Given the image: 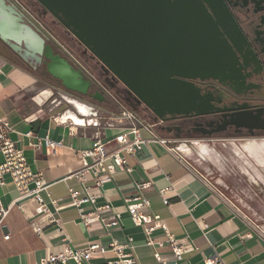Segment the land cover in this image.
Listing matches in <instances>:
<instances>
[{"label": "crops", "instance_id": "obj_1", "mask_svg": "<svg viewBox=\"0 0 264 264\" xmlns=\"http://www.w3.org/2000/svg\"><path fill=\"white\" fill-rule=\"evenodd\" d=\"M22 71L0 54V118L11 126V139L24 151L32 172L41 173L48 184L47 191L40 194L48 211L38 215L39 205L33 198L19 200L11 177L5 176L0 201L3 207L11 209L0 226V264H38L51 254H59L65 240L77 249L96 243L108 248L115 240L134 264H207L214 260L221 264H264V229L251 226L218 193L196 168L188 148L177 147L176 154H172L150 145L130 157L133 174L120 172L102 189L93 188L91 194L97 197L96 204L83 206V214L89 215L109 205L110 209L100 210L99 216L112 222L119 215V226L107 228L103 221H97L86 227L73 206L69 190L79 193L80 198L86 196L74 174L83 167L80 153L92 148L99 133L109 141L108 152L119 148L112 141V131L104 130L107 124L116 125L111 118L118 114V108L115 105L116 110L104 114L106 106L90 104L72 93L62 97V106L53 103L45 107L52 96L41 103L37 97L42 93L32 97L29 105L20 91L25 83ZM72 100L83 105L87 114L80 113ZM69 112L76 114L83 124L64 121ZM29 133L32 135L27 136ZM46 137L61 143L56 154L45 147L37 150L32 146ZM238 142L243 144L234 151L235 157L244 166L259 169L253 175L264 185V138ZM198 148L202 155L210 153L206 145L199 144ZM145 183L150 187L142 193L151 202L145 213L159 216L178 244L191 249L183 260L174 256L163 229L152 233L149 244L145 228L135 226L127 212L124 198L134 196L137 185ZM161 191H166L169 206L163 204ZM117 260V254L108 249L93 254L89 264H112Z\"/></svg>", "mask_w": 264, "mask_h": 264}, {"label": "water", "instance_id": "obj_2", "mask_svg": "<svg viewBox=\"0 0 264 264\" xmlns=\"http://www.w3.org/2000/svg\"><path fill=\"white\" fill-rule=\"evenodd\" d=\"M36 1L101 64L105 74L113 75L138 105L154 115L156 123L167 117L233 109L216 108L214 104L221 101L203 94L194 81L215 80L237 95L245 88L241 65H247L246 40L222 0ZM255 13L263 14V25L264 10ZM50 39L15 5L0 0L4 45L34 69L44 63L45 73L67 92L105 102L104 94L55 51ZM260 41L264 46V37ZM230 126L246 124L242 120Z\"/></svg>", "mask_w": 264, "mask_h": 264}, {"label": "built area", "instance_id": "obj_3", "mask_svg": "<svg viewBox=\"0 0 264 264\" xmlns=\"http://www.w3.org/2000/svg\"><path fill=\"white\" fill-rule=\"evenodd\" d=\"M9 3L15 5L27 19L38 29L45 31L42 23L32 15L29 10L19 0H7ZM67 58L72 65L82 71L84 76L92 83L93 88L104 94L106 99L113 102L118 108V114L112 116L114 124H107L104 130H111L113 140L119 145V148L108 152L106 145L109 142L102 137V134L94 140V145L89 150L80 153L83 167L79 170L74 177L83 186L85 197L80 198L79 193L69 190L73 206L81 215L82 221L86 227L97 221H103L107 228H116L119 226V215L112 222H105L99 216V211L110 209L109 205L103 208L96 209V212L86 215L83 214V206L86 204L95 205L97 197L91 194V190L102 189L105 184L112 182L118 173H125L128 175L133 174L134 168L129 164V158L136 155L143 148L150 145H158L165 149L167 152L176 154V145L180 142L164 138L158 133V126L163 122L158 121L147 123L140 119L137 114L131 110L113 91L108 85L100 79L80 58L71 53L67 54ZM13 133L11 126L4 119L0 118V155L3 161L0 163V187L6 185L5 176L11 177V184L19 192V200L33 198L39 205L36 209L38 215L47 212L46 205L42 200L41 192L47 191L49 188L41 173H34L29 167L25 158L24 151L18 148L17 144L11 139ZM29 133L27 136H31ZM37 150L45 147L52 154H56L62 148L61 143L52 141L49 137L38 139L35 145H32ZM91 182V183H90ZM89 184H92L90 186ZM150 184H138L137 192L134 196L124 198L127 212L130 215L133 223L137 227H144L148 235L149 244H152L150 236L156 229H163L168 243L172 248V252L177 260H183V256L191 249L187 246L179 245L176 238L171 235L166 225L163 224L159 216H151L145 213L151 206V202L143 195V191L147 190ZM163 204L169 206V200L166 197V191H161ZM11 208L3 207L0 201V226ZM154 224L149 227V225ZM37 233L40 229H36ZM9 236H5V240H9ZM132 242V240H130ZM59 254H51L42 259L38 264H68L74 262L75 264H89L95 253H104L110 249L114 251L118 260L112 264H134L135 261L127 255L123 254V248L119 246L117 241H112L108 248L101 244H90L85 249H77L73 247L67 240ZM160 260V256L156 255ZM207 264H221L220 260H214Z\"/></svg>", "mask_w": 264, "mask_h": 264}, {"label": "flooded vegetation", "instance_id": "obj_4", "mask_svg": "<svg viewBox=\"0 0 264 264\" xmlns=\"http://www.w3.org/2000/svg\"><path fill=\"white\" fill-rule=\"evenodd\" d=\"M228 8L232 18L242 32L246 45L243 47V53L246 56L247 65L242 66V75L244 77L245 88H242V94L237 95L230 86L222 85L215 80L194 81L195 85L201 89L203 94H212L221 103H215L216 108H233L227 112H215L207 116H175L167 117V120L159 125L158 133L167 135V138L174 141L193 142L194 140H209L221 142L224 140H238L245 138H264V53L263 44L260 39L264 37V24H261L262 13H255L256 10H264V0H222ZM41 10L40 17L46 16L45 9L38 3ZM39 11V10H38ZM69 33V32H68ZM51 40V39H50ZM55 51L63 57L67 56L60 51L53 39L49 42ZM80 45V44H79ZM81 56L89 57L93 62H97L89 52L85 51ZM0 48L4 52H10L11 57L23 62L28 67L41 75L46 76L45 64L38 65L37 69L24 62L6 45L0 41ZM68 59V58H67ZM242 62V59H239ZM100 66L102 79L115 95L134 112L143 105H138L133 97L129 96L123 84L118 82L113 75L105 74ZM57 84H60L56 81ZM250 86V87H249ZM94 90H96L94 88ZM107 100V99H106ZM246 106L245 110H239L240 106ZM145 107V106H144ZM243 111V112H242ZM242 112V113H241ZM244 121L246 126L237 128L230 126V123H239ZM227 125V126H226ZM224 126H226L224 128Z\"/></svg>", "mask_w": 264, "mask_h": 264}, {"label": "rangeland", "instance_id": "obj_5", "mask_svg": "<svg viewBox=\"0 0 264 264\" xmlns=\"http://www.w3.org/2000/svg\"><path fill=\"white\" fill-rule=\"evenodd\" d=\"M19 1L42 23L46 32L53 41H55L60 51L66 56L68 53H71L80 58L98 77L101 76V69L100 66L96 64L97 62H93L89 57L83 58L81 56L83 48L52 15L47 14L46 16L43 15L40 17L39 12L41 13V10L36 0ZM2 50L3 49L0 48V54L11 56L10 52H4ZM30 70L31 72H24L21 70L25 83H23L20 91L21 94H24L28 104H32V97L49 90L52 93V97L45 104V107L53 103L62 106L61 104L64 103L62 97L69 92H67L61 84L57 86L51 81L48 82L42 79L40 72H36L33 69ZM115 108V104L109 100L106 107L103 109V113L113 112V110H116ZM135 113L140 119L147 123L155 122L154 115L144 106L136 110ZM160 136L167 138V135L162 133H160ZM246 139L249 140L251 138ZM199 144L208 146L210 153L202 155L198 150ZM242 144L243 143L238 142V140L233 139L221 142L196 139L188 143L181 141L176 147L182 150L186 148L190 149L192 154L191 160L196 164V168L207 178L218 193L232 204L237 212L245 218L251 226L263 230L264 185L258 182L253 175V173H255V171L257 172L259 169L256 170V168L253 167H246L242 161L235 157L234 151L241 147L240 145ZM252 170H254V172Z\"/></svg>", "mask_w": 264, "mask_h": 264}, {"label": "trees", "instance_id": "obj_6", "mask_svg": "<svg viewBox=\"0 0 264 264\" xmlns=\"http://www.w3.org/2000/svg\"><path fill=\"white\" fill-rule=\"evenodd\" d=\"M2 56L5 57L9 62L13 63L17 68L23 70L24 72H31V70H30L31 68L30 67H28L26 64L21 62V60L20 61L18 59L16 60V58H14V56L13 57L6 56V55H2ZM41 77H42V79H45L48 82L51 81V82H53L54 84H56L58 86V84L56 83V80L52 79L48 74H46V76L41 75ZM76 96H78L80 99H82V100H84V101H86V102H88L90 104L98 105V106H101V107L106 106V102L98 103V102H95V101L91 100L90 98H85V97H82V96H79V95H76Z\"/></svg>", "mask_w": 264, "mask_h": 264}, {"label": "bare ground", "instance_id": "obj_7", "mask_svg": "<svg viewBox=\"0 0 264 264\" xmlns=\"http://www.w3.org/2000/svg\"><path fill=\"white\" fill-rule=\"evenodd\" d=\"M50 96H51V91L46 90V91L42 92V94L37 97V100H39V102L42 103V101L44 99H48V98H50ZM72 104L74 106H76V108L79 110L80 113L87 114V110L85 109V107L83 105L79 104V102L72 100ZM68 119L74 121L78 125L83 124V121L78 116H76V114H74L73 112H69L68 114L64 115L63 120L66 121Z\"/></svg>", "mask_w": 264, "mask_h": 264}]
</instances>
